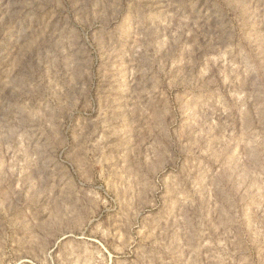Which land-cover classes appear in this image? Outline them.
Returning <instances> with one entry per match:
<instances>
[{
    "label": "rangeland",
    "instance_id": "obj_1",
    "mask_svg": "<svg viewBox=\"0 0 264 264\" xmlns=\"http://www.w3.org/2000/svg\"><path fill=\"white\" fill-rule=\"evenodd\" d=\"M0 264H264V0H0Z\"/></svg>",
    "mask_w": 264,
    "mask_h": 264
}]
</instances>
